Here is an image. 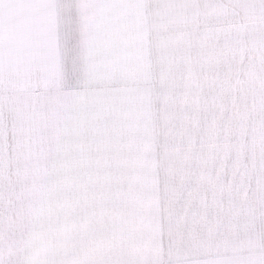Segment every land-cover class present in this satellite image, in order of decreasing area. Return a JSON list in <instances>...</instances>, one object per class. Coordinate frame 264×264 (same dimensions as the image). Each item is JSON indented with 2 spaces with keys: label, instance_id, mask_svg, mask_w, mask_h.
Returning a JSON list of instances; mask_svg holds the SVG:
<instances>
[{
  "label": "crops",
  "instance_id": "obj_1",
  "mask_svg": "<svg viewBox=\"0 0 264 264\" xmlns=\"http://www.w3.org/2000/svg\"><path fill=\"white\" fill-rule=\"evenodd\" d=\"M248 85L262 101L264 0H0V163L32 147L26 126H54L56 97L69 100L64 149L81 151L94 132L91 151L79 153L111 155L82 163L113 166L107 179L123 195L106 198V220L93 226L109 237L105 261L264 264V204L237 184L245 163L206 156L211 115H249ZM216 101L239 102L240 113L211 114ZM159 125L172 132L168 146L154 140ZM116 133L132 153L109 140ZM188 147L202 154L166 156ZM79 224L74 216L68 227L74 244ZM79 251L88 259L85 243Z\"/></svg>",
  "mask_w": 264,
  "mask_h": 264
},
{
  "label": "rangeland",
  "instance_id": "obj_2",
  "mask_svg": "<svg viewBox=\"0 0 264 264\" xmlns=\"http://www.w3.org/2000/svg\"><path fill=\"white\" fill-rule=\"evenodd\" d=\"M257 88L256 85H248L247 96L256 97ZM262 92L264 91L259 93ZM80 97L77 96L79 102ZM231 103L239 102L226 101V106L222 102L216 101L213 104L216 107L211 110V114L222 111L240 113L239 106ZM84 104L86 107H90L89 98ZM246 105L249 115H211L209 119L211 149L210 152L208 151L209 154L206 152V156L240 158L238 162L245 164L240 165L241 171L244 170V173H239L237 177L238 187L240 188L243 182L246 185L247 182L248 189L245 190H248V194L254 196L255 200L259 198L261 204H264V99L262 101L255 98L247 99ZM69 106V100H63V96L56 97L54 126L50 123L48 128L47 122L41 126H26L30 134H24L26 139L24 144L32 147H25L21 150L23 156L19 154L16 156L14 150H9L12 155L3 158V163H0V263L143 264L105 261L109 260L110 256L105 254L109 251L105 246L109 237L97 235L93 226L106 220V198L120 199L123 195L119 191V182L107 179L113 176L111 174L113 166L101 163H82L89 160L102 162L111 155L110 149L103 148L97 151L100 155L97 159L82 157L81 154L84 151L86 153L91 151L89 144H95L94 132L90 133V137L82 138L84 143H81V151L71 148L64 149L65 141H67L64 137V130H67V127L63 123V113ZM41 114H43L42 110ZM158 123L162 124L161 121ZM194 123L196 129L199 130L196 132L198 135L203 129L207 132V118H194ZM158 127L161 129L154 132L157 134L154 136L155 142L168 146L167 137L172 135L171 130L166 127L163 129V125ZM53 130L54 132H52ZM181 130L183 132V129ZM53 134H55L54 144L56 147L49 149L47 146L49 143L51 144ZM177 135L178 132L175 133L176 138ZM30 137H34V139ZM109 140L119 144L125 143L122 133L110 136ZM201 140L200 137L194 139L199 144H201ZM188 144L185 139L184 145ZM130 147L129 143H125L126 149ZM181 149L185 151L179 150L172 154H166V156L180 154L179 152L191 156L202 154V152H188L189 147ZM17 174H23V176ZM50 175L54 179L45 180L42 178ZM20 178H26V180H17ZM225 179L230 180L231 177L226 174L223 180ZM114 187L117 189L112 191ZM74 216L82 222V225L79 224L78 227H84L75 230L82 237L75 244L70 235L73 234V229L68 228L71 226L70 220H74ZM99 216H103V220L101 217V220L98 221ZM99 237L103 238L102 244H100ZM36 238L39 240L38 243ZM83 243H85L86 249L90 250L86 254L88 259H84V255L79 251ZM71 244H74L78 250L74 254L66 253V249ZM98 244L100 245L98 246ZM36 247H38L39 253L36 252ZM4 250L7 252L5 253Z\"/></svg>",
  "mask_w": 264,
  "mask_h": 264
}]
</instances>
